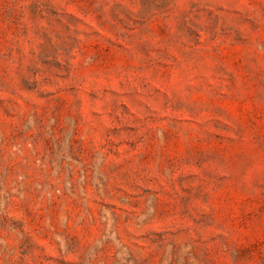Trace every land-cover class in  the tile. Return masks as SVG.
<instances>
[{
	"label": "rangeland",
	"instance_id": "1",
	"mask_svg": "<svg viewBox=\"0 0 264 264\" xmlns=\"http://www.w3.org/2000/svg\"><path fill=\"white\" fill-rule=\"evenodd\" d=\"M0 264H264V0H0Z\"/></svg>",
	"mask_w": 264,
	"mask_h": 264
}]
</instances>
